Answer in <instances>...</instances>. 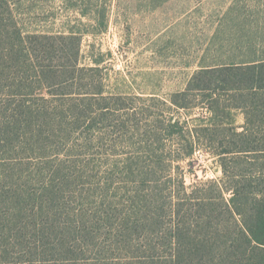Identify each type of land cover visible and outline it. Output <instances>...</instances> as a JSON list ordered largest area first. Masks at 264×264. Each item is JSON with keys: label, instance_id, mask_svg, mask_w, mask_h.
Returning <instances> with one entry per match:
<instances>
[{"label": "rangeland", "instance_id": "374dc122", "mask_svg": "<svg viewBox=\"0 0 264 264\" xmlns=\"http://www.w3.org/2000/svg\"><path fill=\"white\" fill-rule=\"evenodd\" d=\"M10 2L29 50L57 73L25 79L18 64L0 88V264L129 258L106 222L128 205L124 161L141 153L142 125L168 114L164 101L202 65L247 54L250 40L264 51V0ZM72 31L79 46L62 38ZM18 99L57 115L18 128L7 120ZM180 171L187 185L222 176L204 151Z\"/></svg>", "mask_w": 264, "mask_h": 264}, {"label": "trees", "instance_id": "16d2710c", "mask_svg": "<svg viewBox=\"0 0 264 264\" xmlns=\"http://www.w3.org/2000/svg\"><path fill=\"white\" fill-rule=\"evenodd\" d=\"M10 1L0 0V88L17 77L18 64L25 79L31 69L39 79L57 73L29 50L31 37L13 22ZM62 38L81 43L73 31ZM245 45L241 57L202 65L164 101L168 114L142 125L141 153L124 161L133 185L128 205L106 222L129 258L99 264H264V51L252 40ZM28 103L9 105L10 124L29 127L32 118L57 115ZM198 151L214 159L222 176L187 185L181 163L193 162Z\"/></svg>", "mask_w": 264, "mask_h": 264}]
</instances>
